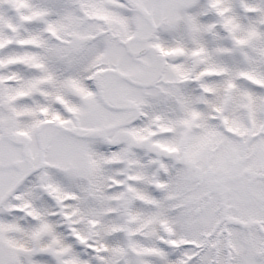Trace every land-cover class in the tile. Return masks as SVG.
Wrapping results in <instances>:
<instances>
[{"label":"snow or ice","instance_id":"1","mask_svg":"<svg viewBox=\"0 0 264 264\" xmlns=\"http://www.w3.org/2000/svg\"><path fill=\"white\" fill-rule=\"evenodd\" d=\"M0 264H264V0H0Z\"/></svg>","mask_w":264,"mask_h":264}]
</instances>
